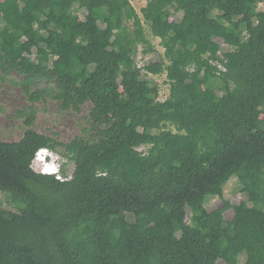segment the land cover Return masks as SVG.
Instances as JSON below:
<instances>
[{"label": "trees", "instance_id": "obj_1", "mask_svg": "<svg viewBox=\"0 0 264 264\" xmlns=\"http://www.w3.org/2000/svg\"><path fill=\"white\" fill-rule=\"evenodd\" d=\"M263 2L0 0V78L15 73L29 104L21 139L0 140L16 210L0 201V264H264ZM144 27L163 54L137 69L156 51ZM163 74L159 101L148 75ZM47 101L86 108L69 143L36 131ZM44 148L73 164L65 180L31 168Z\"/></svg>", "mask_w": 264, "mask_h": 264}, {"label": "rangeland", "instance_id": "obj_2", "mask_svg": "<svg viewBox=\"0 0 264 264\" xmlns=\"http://www.w3.org/2000/svg\"><path fill=\"white\" fill-rule=\"evenodd\" d=\"M130 4L134 10L139 14L140 10L145 7L147 0H129ZM260 8L264 9V2L260 5ZM83 15V13L81 14ZM181 19V15H174L171 20L178 21ZM145 28V33L147 38L151 41L152 45L155 47V52L153 54L143 56L138 53L136 60L138 63L145 64L148 61L156 62L162 57L161 51L159 50L158 40L154 39L147 27ZM220 46L221 51L229 50L228 45L221 41L216 40ZM159 87V101H164L169 94V86L165 75L150 76ZM20 78L12 73L5 79L0 78V140L3 142H17L22 137V132L24 127L16 115V113L29 104L24 99L20 87L17 85ZM38 114L35 121V129L38 133L57 137V139L62 143H69L76 136L80 135V129L84 125V116L86 115V108L82 109L80 114L73 112L62 113L58 109V105L53 101H47L46 104H37ZM173 132L175 129L169 127ZM146 147H142L140 150L145 151ZM51 159H60L63 163V172L66 175H70L73 170V164L68 163L67 159L62 157L60 153H51L49 155ZM32 169L40 173V164L38 162H33ZM223 199L228 201L231 205H237L246 200V197L239 192L237 182L233 178L225 186L223 192ZM0 201H2V208L6 211L16 212L13 206L7 205L5 203V196L0 193ZM223 205V201L219 198H211L207 201L205 207L208 211H212ZM226 220H231L233 216L232 211H228L224 214Z\"/></svg>", "mask_w": 264, "mask_h": 264}, {"label": "clouds", "instance_id": "obj_3", "mask_svg": "<svg viewBox=\"0 0 264 264\" xmlns=\"http://www.w3.org/2000/svg\"><path fill=\"white\" fill-rule=\"evenodd\" d=\"M50 153L55 154L56 152H53L51 150L48 149H40L35 158H34V162H38L41 166L40 168V173L41 174H46V175H52L55 176L58 180H65L63 179V176L61 175L62 172V167H63V163L60 159H51L49 157ZM57 154V153H56Z\"/></svg>", "mask_w": 264, "mask_h": 264}, {"label": "built area", "instance_id": "obj_4", "mask_svg": "<svg viewBox=\"0 0 264 264\" xmlns=\"http://www.w3.org/2000/svg\"><path fill=\"white\" fill-rule=\"evenodd\" d=\"M156 40H158V39H156ZM158 43H159V40H158ZM159 50L161 51V54H163V49H162L161 47H160ZM147 61H148V60H147ZM142 67H143V64L137 62V69H141Z\"/></svg>", "mask_w": 264, "mask_h": 264}, {"label": "bare ground", "instance_id": "obj_5", "mask_svg": "<svg viewBox=\"0 0 264 264\" xmlns=\"http://www.w3.org/2000/svg\"><path fill=\"white\" fill-rule=\"evenodd\" d=\"M51 154V153H50ZM32 168V167H31Z\"/></svg>", "mask_w": 264, "mask_h": 264}]
</instances>
